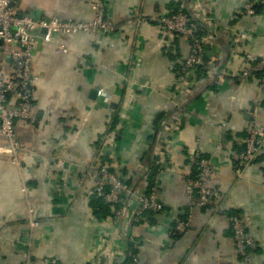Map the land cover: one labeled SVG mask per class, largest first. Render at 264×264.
<instances>
[{
	"label": "crops",
	"instance_id": "0c3cea01",
	"mask_svg": "<svg viewBox=\"0 0 264 264\" xmlns=\"http://www.w3.org/2000/svg\"><path fill=\"white\" fill-rule=\"evenodd\" d=\"M247 1L201 0L218 25L248 37L237 47L232 31L220 34L211 72L198 73L191 90L177 94L174 82L190 43L160 33L152 20L189 0H19V15L77 21L93 20L91 3L104 4L115 29L106 36L55 35L51 43L35 45L33 107L28 120L16 122L25 150L14 157L0 136V264H92L103 254L125 264L130 246L140 264H264L263 161L243 179L236 169V153L250 128L254 122L264 126L260 79L240 77L246 55L264 56V9L244 16ZM2 73L10 74L8 55ZM99 90L112 94L115 111L104 106ZM177 105L184 110L177 112ZM114 112L119 123L108 134ZM165 117L178 118L180 128L170 137L166 173L158 185L163 210L141 219L138 196L148 186ZM196 150L210 160V185L217 195L207 206L195 207L191 228L178 233L176 223L191 204L188 155ZM93 162L117 165L121 180L134 187L123 217L102 219L92 180L80 185ZM31 207L40 222L36 229L30 225ZM232 213L254 240L249 260L235 248Z\"/></svg>",
	"mask_w": 264,
	"mask_h": 264
},
{
	"label": "built area",
	"instance_id": "2783aa9c",
	"mask_svg": "<svg viewBox=\"0 0 264 264\" xmlns=\"http://www.w3.org/2000/svg\"><path fill=\"white\" fill-rule=\"evenodd\" d=\"M18 2L19 0H0V136L8 141V147L14 157L19 151L25 150L16 132V122L28 120L31 115L38 80V76L33 71L34 50L37 42L42 40L49 44L55 35L79 36L94 33L106 36L115 29L114 23L106 17L104 4L91 3L94 12L93 20L77 21L71 18L45 19L35 18L30 14L19 15ZM257 7L264 9V0H248L243 6L242 14L253 17L256 15ZM152 21L160 33L170 34L177 39H186L190 43L189 55L179 69L174 82V91L177 94L191 90L201 68L206 67V72H211L216 56L208 48L212 46L215 49L220 34L232 31L235 36L232 46L237 47L243 39L248 37L247 34L231 28L230 25H218L216 20L206 13L201 0H189L186 7L181 6L178 12L161 15ZM6 46H17L18 50H8ZM58 47L63 53H69V49L64 44ZM5 55L9 57L10 67V74L7 77L2 73ZM245 60L247 67L240 77L243 80H249L256 75H261L260 83L264 89V56L248 54ZM98 96L108 105L113 103L112 94L106 90H99ZM11 100H14V103ZM176 110L180 113L184 109L177 105ZM161 125V130L165 129V132L159 133V152L152 164L156 168L155 181L149 194L144 193L138 196L140 207L137 216L141 219L145 218V213L155 214L163 210L157 198L158 185L160 178L166 173L167 159L170 154V137L179 130L180 125L178 118L174 117L163 118ZM236 155L239 179L245 178L247 171L260 160L264 165V126L254 122L243 149ZM188 160L194 166L196 176L186 179V192L191 198V204L186 218L176 223L175 228L178 233H185L191 228L195 207L207 206L217 195L210 185L212 167L209 158L196 150L188 155ZM13 162L17 164L16 159ZM88 178L93 183V194L111 206L114 218L123 217L125 210L128 209V203L133 200L136 192L132 185L121 180L118 166L98 165L93 162L87 167L80 185ZM29 213L31 228H38L40 222L34 218L35 212L32 207ZM228 219L235 248L242 258L249 260L248 250L254 246L253 238L248 236L246 225L239 215L233 214ZM128 255L132 264H140L138 254L129 252ZM111 260L118 264L120 262L116 256L103 254L92 264H107Z\"/></svg>",
	"mask_w": 264,
	"mask_h": 264
},
{
	"label": "trees",
	"instance_id": "16d2710c",
	"mask_svg": "<svg viewBox=\"0 0 264 264\" xmlns=\"http://www.w3.org/2000/svg\"><path fill=\"white\" fill-rule=\"evenodd\" d=\"M181 6L177 7V9L174 11V12H178L179 9H180ZM263 10V8H259L257 7L256 8V14H258L259 12H261ZM202 28V27H201ZM203 29V28H202ZM204 30V29H203ZM209 51H212L213 54L215 55V49L212 48V46H209L208 48ZM207 60H205L206 62ZM200 72H206V67H203L201 68V71ZM259 79L261 77V75H256ZM163 119V118H162ZM162 119L160 121H162ZM108 125H109V129H108V134H111V131H113L115 129V127L117 126V124L119 123V120H118V114L115 113L112 117L109 118V121H108ZM112 163V161L110 162ZM120 172V171H119ZM155 176H156V168L155 166H151V169H150V172L149 174L147 175V183H148V186L146 188V191H145V194H149L150 192V188L152 187V185L154 184V181H155ZM196 176V171H195V168L193 166V174L191 175V177H195ZM129 184V183H128ZM95 198L98 200V202L100 204H102V207H101V212H105L104 214V217L102 219H105L107 217H111L113 218L114 217V214H113V211L111 209V206L106 204L101 198H98L96 195H94ZM100 211L97 213L99 215ZM234 213L230 214L229 216L233 215ZM145 218L150 215V213H145ZM188 215V209H187V213L184 217V219L186 218V216ZM100 216V215H99ZM129 252H132L134 254H137V251L135 250L134 247L130 246L129 250L127 251L126 253V262L125 264H132V260L131 258L129 257L128 253ZM121 264V263H120Z\"/></svg>",
	"mask_w": 264,
	"mask_h": 264
},
{
	"label": "water",
	"instance_id": "95a60500",
	"mask_svg": "<svg viewBox=\"0 0 264 264\" xmlns=\"http://www.w3.org/2000/svg\"><path fill=\"white\" fill-rule=\"evenodd\" d=\"M35 17V16H34ZM35 18H38V17H35ZM102 100V99H101ZM104 106L105 107H109V108H111V109H113V110H116L117 109V107H118V105L116 104V103H112V104H104Z\"/></svg>",
	"mask_w": 264,
	"mask_h": 264
}]
</instances>
